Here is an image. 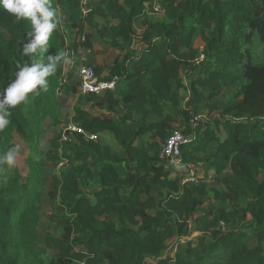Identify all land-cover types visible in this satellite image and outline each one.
<instances>
[{
  "label": "trees",
  "instance_id": "trees-1",
  "mask_svg": "<svg viewBox=\"0 0 264 264\" xmlns=\"http://www.w3.org/2000/svg\"><path fill=\"white\" fill-rule=\"evenodd\" d=\"M81 1L52 0L59 23L36 59L94 34L119 52L94 74L116 85L81 94L62 60L10 109L0 155L28 154L22 170L0 164V264H264V0H88L85 14ZM31 31L0 9V93L32 62ZM72 95L81 132L54 112ZM46 121L59 129L39 152ZM175 129L197 183L159 157Z\"/></svg>",
  "mask_w": 264,
  "mask_h": 264
},
{
  "label": "clouds",
  "instance_id": "clouds-1",
  "mask_svg": "<svg viewBox=\"0 0 264 264\" xmlns=\"http://www.w3.org/2000/svg\"><path fill=\"white\" fill-rule=\"evenodd\" d=\"M0 9L14 16L17 22L30 21L32 26L30 39L23 46V54L32 62L21 66L15 73V79L0 93V131H3L10 123V109L25 102L30 93L39 95L40 91H47L48 78L55 74L57 65L68 58L60 52L47 56L46 63L36 59L40 52L47 50L49 39L59 23L52 0H0ZM15 159V150L10 148L0 155V164L12 167Z\"/></svg>",
  "mask_w": 264,
  "mask_h": 264
},
{
  "label": "rangeland",
  "instance_id": "rangeland-1",
  "mask_svg": "<svg viewBox=\"0 0 264 264\" xmlns=\"http://www.w3.org/2000/svg\"><path fill=\"white\" fill-rule=\"evenodd\" d=\"M64 18L62 16L61 18V25L64 22ZM62 29L64 30V27L62 25ZM85 31L87 33L91 32L93 34V30L86 28ZM93 39H94V44L92 47L88 49H78L76 53H74L73 50H69V46L66 47V56H67V61L65 62L64 68L65 72H71L73 74V80H77V70L80 68L82 65H103L102 62H105V64H109L112 62L113 58L116 56V51H113L106 46H104L99 39L96 38V36L93 34ZM64 42L65 44H68V39L66 36H64ZM194 46H202V42L199 38H197L194 41ZM119 53V52H118ZM76 96L72 95L69 97H60L57 96L55 98V106L56 110L54 111L56 116L58 117V120L60 122V127H68L70 124L69 122V115L71 114L72 107L74 106V103H76ZM83 106L87 107L92 114H100L103 112V109L101 107L93 106V105H85ZM59 128L54 127L52 124H50L49 121H46L45 123V129L44 132L42 133L36 151L39 152H44L49 146L48 138L51 136L53 133L57 132ZM13 149L15 150V167H18L19 170H22L27 163L25 160L28 154L27 148L21 144V143H15L13 146ZM37 156V155H36ZM191 168L194 173L196 174V170L192 167ZM179 173L180 176L183 174V172H173V174ZM186 182L185 180H183ZM46 217L42 216V221L39 224V232L42 233L44 231V228L47 225L46 222Z\"/></svg>",
  "mask_w": 264,
  "mask_h": 264
},
{
  "label": "built area",
  "instance_id": "built-area-1",
  "mask_svg": "<svg viewBox=\"0 0 264 264\" xmlns=\"http://www.w3.org/2000/svg\"><path fill=\"white\" fill-rule=\"evenodd\" d=\"M82 11L87 13L89 10L88 0H82ZM154 9L158 10L159 5L155 4ZM77 80L79 81V92L81 94H100L106 90H113L116 85L117 76L112 79H101L98 78L93 71V66L82 65L77 70ZM69 130H75L81 132L80 129L76 128L75 125L70 123L68 127ZM90 139H95V135L89 136ZM189 140L180 130L175 129L167 138L166 142L163 144L159 157L163 159L168 167H171L177 172H183V180L197 183V176L191 168L185 166L182 162L180 148L182 144Z\"/></svg>",
  "mask_w": 264,
  "mask_h": 264
},
{
  "label": "crops",
  "instance_id": "crops-1",
  "mask_svg": "<svg viewBox=\"0 0 264 264\" xmlns=\"http://www.w3.org/2000/svg\"><path fill=\"white\" fill-rule=\"evenodd\" d=\"M118 55H119V53L117 52V53H116V56L113 58V60H114ZM113 60H112V61H113ZM102 64H103V65H109V64H111V63H109V64H105V62H102Z\"/></svg>",
  "mask_w": 264,
  "mask_h": 264
}]
</instances>
